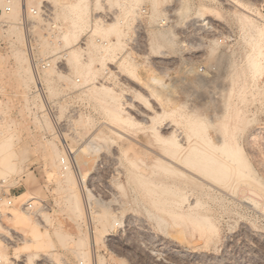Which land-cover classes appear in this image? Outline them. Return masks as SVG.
Masks as SVG:
<instances>
[{
	"label": "rangeland",
	"instance_id": "374dc122",
	"mask_svg": "<svg viewBox=\"0 0 264 264\" xmlns=\"http://www.w3.org/2000/svg\"><path fill=\"white\" fill-rule=\"evenodd\" d=\"M62 8L57 29L34 36L38 59L60 56L43 72L44 93L34 90L28 39L18 25L19 4L7 17L8 27L0 25V144L7 150H0V156H10L12 167L0 166L2 258L7 257V264H26L24 256L16 260L18 255L39 251L59 256L56 264L83 261L59 246L26 249L22 241L33 231L45 235L61 219L67 220L58 178L70 176L83 204L89 264H101V257L105 264H264V0H84L81 14L69 18L59 15ZM73 30L77 36L70 46L49 37ZM71 50L77 55L67 54ZM17 55L28 59V73ZM89 57L94 63L88 72L83 63L87 65ZM251 57L260 68H254ZM103 83L111 94L92 90ZM151 105L154 120H144L140 113ZM109 107L121 118L116 123L107 116ZM195 108L213 122L198 135L192 130L196 121L189 119ZM215 113L224 118L217 119ZM169 124L175 136L170 148L158 140L168 136L164 131ZM91 137L93 144L86 142ZM220 138L238 146L243 162L250 165L241 173L252 179L234 173L217 182L218 175L206 176L184 164L189 145L202 142L208 147ZM50 142L66 154L71 172L64 162L65 168L56 167L57 160L52 166L44 149ZM71 146L81 150L72 155ZM169 152L181 168L207 184L159 174L155 180L170 192L151 198L141 181L154 170V158L163 153L168 157ZM87 200L93 222L86 221ZM30 203L32 210L26 209ZM108 211L114 221L103 231L97 218ZM14 212L18 216H11ZM21 215L31 220L21 221ZM95 229L102 235L99 245L94 244ZM34 264L51 262L40 255Z\"/></svg>",
	"mask_w": 264,
	"mask_h": 264
},
{
	"label": "bare ground",
	"instance_id": "6f19581e",
	"mask_svg": "<svg viewBox=\"0 0 264 264\" xmlns=\"http://www.w3.org/2000/svg\"><path fill=\"white\" fill-rule=\"evenodd\" d=\"M4 2V0H0V4L1 3H3ZM84 3V0H76V1H74V0H70V1H68L67 3H65L64 5H63V8L60 10V12H59V15H61V16H63V17H65V18H69L71 15H76L77 13H78V10H81L80 9V7H81V5ZM84 6V5H83ZM85 7V6H84ZM18 8V3L15 5V10ZM178 12H180V11H178ZM177 12V13H178ZM80 13V12H79ZM78 13V14H79ZM176 13V14H177ZM81 14V13H80ZM179 15V14H178ZM76 19V18H75ZM82 19V18H81ZM74 20V19H73ZM74 22V21H73ZM166 21H164L163 23H165ZM203 22V21H202ZM80 23V22H79ZM73 24H75V23H73ZM166 25V24H165ZM86 29V28H85ZM165 29H166V27H165ZM15 30V29H14ZM75 30H76V28H75ZM75 30H73V32L72 33H69V34H64V35H62V36H58V35H54L53 34V36H52V34H50L51 36H49L51 39H55L56 41L57 40H59V39H61L60 41L62 42V43H68L69 44V46L72 44V39L71 38H74L75 37V35H76V33L75 34H73L74 33V31ZM161 30V29H160ZM163 30V29H162ZM167 30V29H166ZM111 31V30H110ZM18 32V31H17ZM84 32V31H83ZM95 32V31H94ZM213 32V31H212ZM52 33V32H51ZM101 33V32H100ZM107 33H109V32H107ZM169 33V32H168ZM104 34V33H103ZM162 35L164 34V32L163 33H161ZM166 34H167V31H166ZM74 36V37H73ZM77 36V35H76ZM160 36V35H159ZM48 37V38H49ZM47 38V40H49ZM116 38V37H115ZM85 39V38H84ZM117 39V38H116ZM115 39V40H116ZM73 40H75V39H73ZM76 41V40H75ZM70 42V43H69ZM112 42V41H111ZM102 45V44H101ZM115 46V45H114ZM103 49V48H102ZM76 51V50H75ZM107 51V50H106ZM73 53V50H71L70 52H68L67 54H72ZM81 53V52H80ZM87 53V52H86ZM73 54H76V53H73ZM77 55V54H76ZM76 55L75 56H73V57H76ZM19 55H17V59L20 57V58H22V63H24L22 66V68H23V70H22V68H20L22 71H24V72H26V73H28L29 72V66L27 67V64H29V63H27L26 61L28 60V59H25L23 56L21 57V56H19ZM78 56H79V54H78ZM89 56V55H88ZM72 57V58H73ZM19 58V59H20ZM60 58V56L59 57H56L55 59H54V61L55 60H57V59H59ZM78 58V57H77ZM89 58H93V57H89ZM104 58V57H103ZM250 58V57H249ZM253 57H251V59H252ZM79 59V58H78ZM89 60V62H88V64L87 65H85L84 63H83V68H84V66H87L88 67V69H87V71L89 70V68L91 67V66H93V63H94V60L92 59V60ZM73 60V59H72ZM75 60V59H74ZM87 60V59H86ZM224 60V59H223ZM19 62H21L20 60H18ZM76 62V61H75ZM246 62H248V61H246ZM22 63H20V65L22 64ZM79 62H76V65L78 64ZM86 63V62H85ZM104 63V62H103ZM233 63V62H232ZM250 63H252L253 64V66H254V68H260V67H258V62H257V60L256 59H254L253 58V60H251L250 61ZM258 63V64H257ZM70 64V63H69ZM248 64V63H247ZM71 66H72V64H70ZM80 65V64H79ZM104 65V64H103ZM25 66V67H24ZM81 66V65H80ZM80 66H79V68H80ZM233 66V65H232ZM249 66V65H248ZM260 66V65H259ZM21 67V66H20ZM75 68L77 67V66H74ZM218 67H219V65H218ZM252 67V66H251ZM251 67H248L249 68V71H250V68ZM264 67V66H263ZM26 68V69H25ZM28 68V69H27ZM72 68H73V66H72ZM86 68V67H85ZM213 68H214V70H215V72H214V74H216V76H217V73L219 74V70H218V68L217 67H214L213 66ZM262 68V67H261ZM25 69V70H24ZM82 69V68H81ZM227 69V68H226ZM231 69V68H230ZM233 69V68H232ZM264 69V68H263ZM26 70H28V72L26 71ZM76 71H77V69H75ZM213 70V71H214ZM252 70H254V69H252L251 68V71ZM74 71V70H73ZM80 71V70H79ZM84 71V70H83ZM92 71V70H91ZM255 71H258L257 69L255 70ZM261 71V70H260ZM30 72H32V71H30ZM89 72V71H88ZM217 72V73H216ZM229 72V71H228ZM81 73V72H80ZM113 73V72H112ZM31 74V73H30ZM78 74H79V72H78ZM77 74V75H78ZM111 74V73H110ZM236 74H237V72H236ZM96 75V74H95ZM209 75V74H208ZM50 76V75H49ZM86 76H87V74H86ZM133 76V75H132ZM210 76V75H209ZM209 76L207 77V79L209 78ZM215 76V75H214ZM257 76V75H256ZM211 77V76H210ZM134 78V77H133ZM229 78H230V76H229ZM228 78V79H229ZM210 79V78H209ZM217 79V78H216ZM231 79H232V75H231ZM231 79H229V80H231ZM126 80V79H125ZM132 80V79H131ZM134 80V79H133ZM153 80V79H152ZM155 80V79H154ZM200 81V83H203L202 82V78L201 79H199ZM84 81V80H83ZM87 81V80H86ZM136 81H138V80H136ZM198 82V83H199ZM209 82V81H208ZM88 83V82H87ZM105 83V82H104ZM104 83L102 84V85H98L99 87H92V90H94L95 92H97L96 91V88H97V90H99V91H103V93H106V94H109L110 92H111V89L109 88V87H107L106 85H104ZM233 83V82H232ZM231 83V84H232ZM235 83V82H234ZM106 84V83H105ZM88 85V84H87ZM182 85V84H181ZM75 86V85H74ZM77 86V85H76ZM206 86V85H205ZM147 87V86H146ZM205 88V87H204ZM222 89H225V88H222ZM232 89V88H231ZM55 91V90H54ZM84 91V90H83ZM163 91V90H162ZM165 91V90H164ZM171 91V90H170ZM90 92V91H89ZM152 92V91H151ZM102 93V94H103ZM138 93V92H137ZM111 94V93H110ZM139 94V93H138ZM163 94V93H162ZM98 95V94H97ZM103 95H105V94H103ZM102 95V96H103ZM114 95V94H113ZM165 95V94H164ZM93 96V95H92ZM106 96V95H105ZM112 96V95H111ZM106 97H108V96H106ZM159 97V96H158ZM108 98H110V97H108ZM117 98V97H116ZM112 99V98H111ZM168 101V100H167ZM173 101V100H172ZM105 102H106V100H105ZM171 102V101H170ZM110 103V102H109ZM56 106V105H55ZM88 106V105H87ZM108 106H109V104H108ZM107 107V106H106ZM180 107H182V105L180 106ZM106 109V108H105ZM109 110L107 111L108 112V114H107V116H110L111 115V117L114 119V122H115V120L117 119V120H119V119H121V118H119L120 116H119V114L117 113V112H114L115 110V108L113 109V110H110V107L108 108ZM112 109V108H111ZM147 111H145V112H142V113H140V115L142 116V118L144 119V120H151V121H153L154 120V117H155V115H156V110L154 109V107H153V105H151V107L149 108V109H146ZM117 111V110H116ZM174 111V110H173ZM161 112V111H160ZM164 112V111H163ZM162 112V113H163ZM162 113H160V115L162 114ZM199 113V108H195L194 110H193V113H191L192 114V116H190L191 118H189V119H193L194 121H196V122H194L193 120V124H192V126L194 127V129L192 128V130H193V132H195V134L197 133V135H198V133L201 131V130H203V128L205 127V125H206V123H213V122H211L210 121V119H209V117L207 116V115H199L198 114ZM77 115V114H76ZM129 115V114H128ZM159 115V114H158ZM225 115V114H224ZM80 116V115H79ZM214 117H216L217 119H220V118H224V116H223V114H220V115H218V114H214ZM111 119V118H110ZM213 119V118H212ZM88 120V119H87ZM93 120V119H92ZM126 121H127V119H125ZM82 121V120H81ZM111 121V120H110ZM189 121V120H188ZM112 122V121H111ZM121 122V121H120ZM83 123V122H82ZM113 123V122H112ZM111 123V124H112ZM116 123V122H115ZM81 124V123H80ZM106 124H107V122H106ZM105 124V125H106ZM111 124H109V125H111ZM123 124H125V123H123ZM174 124V123H173ZM173 124H169V125H167V127L165 128V133H166V135H168V136H165V137H159V135L157 136V137H159V139L158 140H161V142H163L167 147H169V146H171V144L172 145H174L175 146V144H174V142L172 143V139H173V134H172V131H174V129H173ZM78 125V124H77ZM103 125V124H102ZM191 125V124H190ZM189 125V126H190ZM209 125V127H210V124H208ZM216 125V124H215ZM214 125V126H215ZM189 126H187V127H189ZM107 127V126H106ZM82 128V127H81ZM153 129V128H152ZM205 129H207L206 127H205ZM224 129H226V128H224ZM115 130V129H114ZM191 130V131H192ZM75 131V130H74ZM205 131V130H204ZM174 133V132H173ZM192 134V133H191ZM76 135H77V133H76ZM157 135V134H156ZM165 135V134H164ZM188 135V134H187ZM202 135H203V133H202ZM204 135H206V134H204ZM68 136V135H67ZM75 136V135H74ZM194 136V135H193ZM216 136V135H215ZM94 137V136H93ZM175 137V136H174ZM187 137V136H186ZM189 137V136H188ZM200 137V136H199ZM205 137V136H204ZM190 138V137H189ZM198 138V137H197ZM129 139V138H128ZM132 139V138H131ZM191 139V138H190ZM204 139V138H203ZM209 139V138H208ZM93 138L91 137V138H89L88 140H86V142L88 143V141H90L89 143H92L93 142ZM98 140V139H97ZM187 141V140H186ZM209 141V140H208ZM135 142V141H134ZM147 142V141H146ZM161 142H159V143H161ZM181 142V141H180ZM193 142V141H192ZM228 142H229V140H228ZM224 138H220L219 140H218V142H217V144H210L208 147L207 146H201V144H202V142H201V144H198L199 146H196V145H194V144H192L191 146L189 145L188 147H187V149L189 150V151H187V149H185L187 152H189V153H187V152H185V153H187V156H186V154L185 155H183V156H186L185 157V160H184V164L186 163V166L187 167H189L188 169H197L196 171H198V170H200V172H204L205 173V175L207 176V174L206 173H208V174H211V175H214V174H216V175H218V178H217V182H218V179H219V181H224V180H228V178L233 174L234 175V173L236 174L237 173V175L236 176H238V175H240V177L239 178H242V179H244V178H246V177H248L245 173H247V172H245L244 174L243 173H241L242 172V168L244 167H248V168H250V165L247 163V162H243V160H242V158H244L243 156H242V152L241 151H239L238 150V146L236 145V148H235V146L233 145H230L229 143H228ZM152 143V142H151ZM154 143V142H153ZM156 143V142H155ZM200 143V142H199ZM210 143V142H209ZM231 143V142H230ZM4 144V143H3ZM49 145H47L46 147H44V149L46 150V156H47V158L51 161V163H52V166L53 167H55L56 165L54 164L56 161L55 160H57L58 162H59V165L57 164V166L56 167H58V166H60V168H61V165H63L62 163L64 162L65 163V166H66V164L68 165V161H67V159L68 158H66L65 157V155L66 154H63V151L61 152L58 148H57V146L55 145V144H53L52 142H50V143H48ZM86 144V143H85ZM93 144V143H92ZM91 144V145H92ZM135 144V143H134ZM162 144V143H161ZM170 144V145H169ZM189 144V143H188ZM155 145V144H154ZM165 145H163L164 147H166ZM194 145V146H193ZM6 146V145H5ZM162 146V147H163ZM187 146V145H186ZM85 147V146H84ZM159 147H161V146H159ZM163 147V148H164ZM166 147V150H164V152H166V154H167V148ZM176 147H177V145H176ZM183 147H185V146H182V148H181V146H180V148H181V150L183 149ZM3 147H1V144H0V150H4V148L2 149ZM88 148V147H87ZM86 148V149H87ZM114 148V147H113ZM147 148V147H146ZM158 148V147H157ZM170 148V147H169ZM78 149H80V148H77V149H75V147H70V149H69V153L70 154H72V155H76L77 154V152H78ZM89 149V148H88ZM96 149V148H95ZM173 149H175V148H173ZM177 149H179V147H177ZM81 150V149H80ZM90 150V149H89ZM180 150V149H179ZM4 151H7V150H4ZM147 151V150H146ZM148 152H150V150L148 151ZM173 152V151H172ZM175 153H172V154H174V155H176L177 153H178V151L176 152V151H174ZM180 152V151H179ZM184 152V151H183ZM241 152V153H240ZM3 153V152H2ZM45 153V152H44ZM90 153V152H89ZM116 153H117V151H116ZM182 153V152H181ZM156 153H154V155L153 156H156L155 155ZM171 153L169 152V155H170ZM165 155V153H163V155H157L154 159H155V165H153V167H154V170L152 171V173H151V175L148 177L147 176V178H143V180L141 181V183L143 184V186L144 187H146V188H149V192L151 193V198H153L152 197V195H157L156 197H159L158 199H161L162 197H164V195L166 196V193L169 191L170 192V189H168L169 187L167 186V185H165L164 183H160V182H157L156 180H155V177L157 176V175H166V176H170L171 175V177L172 176H179V177H186V178H189L190 180H192V181H194V182H196V183H198L199 185H202V186H204L203 184H205L206 182H204L205 180H203L202 178H200V177H198L197 175H195V174H193L192 172H190V171H188L186 168V170L185 169H183L184 167H180L181 166V164L179 163H177V159H172V157H174V156H172V155H170V156H164ZM182 155V154H181ZM172 156V157H171ZM177 156V155H176ZM1 157V156H0ZM171 157V158H170ZM179 157V156H178ZM9 159H10V156L8 157V156H6V155H4V156H2L1 157V159H0V166H2L4 169L3 170H6V169H9V168H12L11 166H10V163H9ZM246 159V158H245ZM69 160V159H68ZM145 160V159H144ZM175 160H176V162H175ZM179 160V159H178ZM180 161V160H179ZM178 161V162H179ZM182 162H183V160H181ZM247 161V160H246ZM129 162V161H128ZM133 162V161H132ZM138 162V161H137ZM181 162V163H182ZM131 163V162H130ZM77 164V163H76ZM129 164V163H128ZM141 164V163H140ZM183 164V163H182ZM183 164V165H184ZM190 165V166H188V165ZM132 165H135V161H134V163H132ZM131 164H130V166H132ZM137 165V164H136ZM135 165V166H136ZM65 166L63 165L62 167L63 168H65ZM118 166V165H117ZM134 166V167H135ZM142 166H144V165H142ZM93 167V166H92ZM133 167V166H132ZM139 167V166H138ZM137 167V168H138ZM149 167V166H148ZM151 167V166H150ZM190 167H192V168H190ZM69 167L68 166H66V169H68ZM76 168H78L77 166H76ZM66 169H64V171L66 172L67 170ZM150 169V168H149ZM70 169H68V172H71V170L69 171ZM245 170V169H244ZM251 170V169H250ZM138 171V170H137ZM246 171V170H245ZM67 172V173H68ZM138 172H141V170H139ZM256 172V171H255ZM0 173H4V172H2L1 170H0ZM144 173H146V172H144ZM257 173V172H256ZM61 174V173H60ZM63 174V173H62ZM64 174H66V173H64ZM201 174V173H200ZM248 174V173H247ZM71 175H73V174H71ZM146 175V174H145ZM159 175V176H160ZM161 175V176H162ZM215 175V176H216ZM60 176V175H59ZM80 176V175H79ZM83 176V175H82ZM138 176H139V174H138ZM165 176V177H166ZM250 176H252V175H250ZM249 176V177H250ZM257 176V175H256ZM61 177V176H60ZM59 177V178H60ZM66 177V176H65ZM64 177V178H65ZM142 176H140V178H141ZM233 177V176H232ZM235 177V176H234ZM249 177H248V179L247 180H249ZM58 178V181L59 182H61L62 184H61V187H60V184L58 185L60 188H59V191L60 192H62L63 193V202L65 201V206L63 207V208H61V210H62V212L64 213V215H65V217H67V220H64V219H61L60 221H59V224L56 226V227H54V228H52L51 229V231H48V232H46L45 233V235H43V234H40L39 232L38 233H36L38 230H36L35 232L33 231L32 232V234L29 236V237H23L24 239L22 240V241H24L23 243H24V246H25V248L26 249H33V248H42V247H46V246H50V247H55V246H59V247H61L62 249H64V250H68L67 252H70V253H72V254H74V256H78L81 260H83L82 261V263L83 264H85V262H86V264H89V252L86 250V246H87V244H88V236L86 235V233H85V231H83V227H84V220H85V214H84V209H83V204L81 203V198H80V196H79V190H78V185H76L77 184V182H76V187H75V185H74V179H72L70 176H67L65 179L63 178V179H59ZM81 179H83L82 177H80ZM200 178V179H199ZM210 179V178H209ZM232 179V178H231ZM237 179V178H236ZM250 179H252V177H250ZM159 180V179H158ZM169 180V179H168ZM171 180V179H170ZM174 180V179H173ZM178 180V179H177ZM183 180V179H182ZM254 180V179H253ZM256 180V179H255ZM257 180L259 181V182H261V179L260 178H257ZM82 181V180H81ZM212 181V180H211ZM251 182H252V180H250ZM262 181H263V179H262ZM139 182V181H138ZM163 182V181H162ZM176 182V181H175ZM214 182V181H213ZM237 182H240L239 181V179H238V181ZM245 183V182H248V181H243L242 180V183ZM220 183V182H219ZM243 183V184H244ZM262 183V182H261ZM176 184V183H175ZM207 184V183H206ZM235 184H236V182H235ZM238 184V183H237ZM80 185V184H79ZM83 185H85V180L84 181H82V186ZM212 185V184H211ZM142 186V187H143ZM201 186V187H202ZM227 186V185H226ZM226 186H223V187H226ZM84 187V186H83ZM168 187V188H167ZM80 188V187H79ZM85 188V187H84ZM176 188V187H175ZM210 188V186H207V189H209ZM228 188V187H227ZM58 189V188H57ZM216 189V188H215ZM218 189V188H217ZM244 189V188H243ZM148 189H146V191H147ZM174 190V189H173ZM172 190V191H173ZM210 190V189H209ZM212 190V189H211ZM218 191H220L219 189H218ZM223 191V190H222ZM232 191V190H231ZM148 192V191H147ZM149 193V194H150ZM243 193V192H242ZM148 194V195H149ZM168 194V193H167ZM168 196V195H167ZM150 197V196H149ZM171 197V196H170ZM174 198H176L175 196H174ZM170 199V198H169ZM179 199V198H178ZM166 200V199H165ZM171 200V199H170ZM153 201V200H152ZM151 201V202H152ZM159 201V200H158ZM172 201V200H171ZM170 201V202H171ZM179 201V200H178ZM264 201V200H263ZM155 202V201H154ZM163 202V201H162ZM162 202H160V205H163V203ZM162 203V204H161ZM165 204L166 203H168V201H165L164 202ZM174 203H176L175 201H174ZM242 203H244V202H242ZM155 204H159V203H155ZM164 204V205H165ZM32 207H33V205H31ZM159 206V205H158ZM170 206V205H169ZM169 206H167V207H169ZM162 209H163V207H162ZM193 209V208H192ZM171 210V209H170ZM28 211V210H27ZM24 213H26V212H24ZM11 214H13V215H11V216H14V217H16V216H18V214H16L15 212L14 213H11ZM31 214V213H30ZM176 215V214H175ZM261 215H262V213H261ZM22 216V215H21ZM30 216V215H29ZM28 216V217H29ZM22 217H24V216H22ZM27 217V216H26ZM26 217H24L23 218V220H21V221H24V219L26 218ZM113 217L114 216H112V214H110V212L108 211V212H104L102 215H99L98 216V218H97V223L98 224H101V229H103V231H107V229L109 228V227H111L112 226V221H114V219H113ZM61 218H62V216H61ZM113 219V220H112ZM194 219V218H193ZM196 219V218H195ZM26 220H27V222H29L31 219H30V217L29 218H26ZM25 220V221H26ZM205 220V222L207 221L206 220V218L204 219L203 218V221ZM196 222H197V220H195ZM201 221H202V219L200 220V221H198L199 222V224L201 223ZM203 221H202V224H203ZM84 223V224H83ZM207 223V222H206ZM205 225V224H204ZM207 225V224H206ZM209 225H210V223H209ZM208 225V226H209ZM211 226V225H210ZM209 226V227H210ZM34 227V226H33ZM51 227V226H50ZM102 231V230H101ZM88 233V232H87ZM102 242V235H101V232H100V230L98 231V229L96 230H94V244L95 245H99L100 243ZM23 252V253H22ZM21 252V255H18V257L16 258V260H20L19 258H21V256H24L25 257V261H26V264H34V262H35V259L38 257V256H40V255H42L46 260H48L49 262H51V263H58V261H57V259L59 258V256H58V258L56 259L55 258V256L54 255H52L51 253H42V254H39V251H30L31 253H33V254H28V251H22ZM19 253V252H18ZM16 255H17V253H16ZM56 256H57V254H55ZM54 256V257H53ZM6 257V256H5ZM5 257H3V258H5ZM98 258V257H97ZM60 259V258H59ZM79 259V260H80ZM8 259H7V257H6V261H7ZM116 261V260H115ZM8 262V261H7ZM99 262L101 263V264H105V259L104 258H100L99 259ZM117 262V261H116ZM120 264H126L125 262H120Z\"/></svg>",
	"mask_w": 264,
	"mask_h": 264
},
{
	"label": "built area",
	"instance_id": "2783aa9c",
	"mask_svg": "<svg viewBox=\"0 0 264 264\" xmlns=\"http://www.w3.org/2000/svg\"><path fill=\"white\" fill-rule=\"evenodd\" d=\"M70 0H4V6L0 9V25L8 27L7 17L14 13L15 5L20 6V16L18 25L25 31L28 39V51L30 52V60L33 68V76L36 79L37 86L34 88L36 92L44 93L43 76L44 71L52 68L54 60L51 57L46 59H38L35 54V47L33 45L35 33L38 31H54L58 25L56 22L57 12L62 5ZM173 13H176L174 10ZM87 222H93L94 216L91 210L90 202L87 200ZM12 205V202H8ZM32 204L26 205V209L32 210ZM1 211V204H0ZM96 252V251H95ZM0 264H7V262L0 255ZM53 264V263H51ZM80 264H83L82 262Z\"/></svg>",
	"mask_w": 264,
	"mask_h": 264
}]
</instances>
